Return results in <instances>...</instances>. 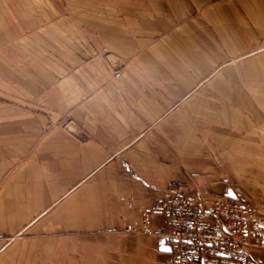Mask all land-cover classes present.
Here are the masks:
<instances>
[{
    "label": "crops",
    "instance_id": "obj_1",
    "mask_svg": "<svg viewBox=\"0 0 264 264\" xmlns=\"http://www.w3.org/2000/svg\"><path fill=\"white\" fill-rule=\"evenodd\" d=\"M170 186L264 218V0H0V264H173Z\"/></svg>",
    "mask_w": 264,
    "mask_h": 264
},
{
    "label": "built area",
    "instance_id": "obj_2",
    "mask_svg": "<svg viewBox=\"0 0 264 264\" xmlns=\"http://www.w3.org/2000/svg\"><path fill=\"white\" fill-rule=\"evenodd\" d=\"M121 200L134 208L133 200ZM141 211V221L114 231L165 239L173 264H257L250 250L264 249V218L236 199L189 195L170 186ZM155 214L163 216L161 227L153 225Z\"/></svg>",
    "mask_w": 264,
    "mask_h": 264
},
{
    "label": "snow or ice",
    "instance_id": "obj_3",
    "mask_svg": "<svg viewBox=\"0 0 264 264\" xmlns=\"http://www.w3.org/2000/svg\"><path fill=\"white\" fill-rule=\"evenodd\" d=\"M161 251H163V252H167V251H170V249L164 248V247L161 245Z\"/></svg>",
    "mask_w": 264,
    "mask_h": 264
}]
</instances>
